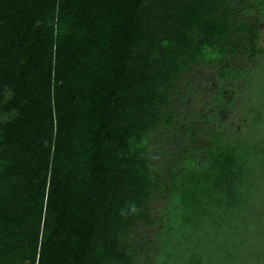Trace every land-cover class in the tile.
I'll return each mask as SVG.
<instances>
[{"label": "trees", "instance_id": "1", "mask_svg": "<svg viewBox=\"0 0 264 264\" xmlns=\"http://www.w3.org/2000/svg\"><path fill=\"white\" fill-rule=\"evenodd\" d=\"M233 1L0 0V264H264V0ZM202 64L241 120L166 192L152 136Z\"/></svg>", "mask_w": 264, "mask_h": 264}, {"label": "rangeland", "instance_id": "2", "mask_svg": "<svg viewBox=\"0 0 264 264\" xmlns=\"http://www.w3.org/2000/svg\"><path fill=\"white\" fill-rule=\"evenodd\" d=\"M233 4L235 10L240 11L239 16H243L244 19L248 18L244 10L249 8L251 0L233 1ZM249 16V25L261 29L262 40L260 44L264 49V18L259 19L260 17L256 13L249 14ZM248 54L247 51H240L227 61L230 66L243 68L251 63ZM260 84L264 85V79L258 83V85ZM216 86L217 69L213 64H202L195 67L194 71L185 74L178 83V96L174 101V105L170 108V111L177 116L174 126L169 129L158 130L152 136L151 149L159 165L158 169L162 173L161 183L166 192L170 190L171 163L185 154L193 155L199 152L203 155L205 152L204 147L212 145L213 131L217 128V123L229 120L232 123V121L241 120L237 114L230 113L228 115L222 110H213L211 100ZM247 96L248 93H245L242 97ZM193 128H196L194 136L191 133ZM238 128L240 129L241 126H238ZM190 140L193 144L190 143ZM197 146H200L201 150H196ZM160 203V200H155L153 207L156 209ZM153 213L156 214V211ZM199 235H202L201 232H199ZM140 236V231H137L135 235L136 242L141 240Z\"/></svg>", "mask_w": 264, "mask_h": 264}]
</instances>
